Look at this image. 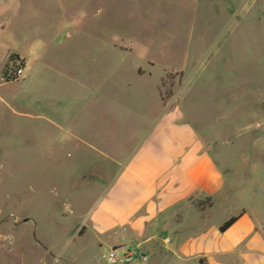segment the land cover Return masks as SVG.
<instances>
[{
	"label": "rangeland",
	"instance_id": "1",
	"mask_svg": "<svg viewBox=\"0 0 264 264\" xmlns=\"http://www.w3.org/2000/svg\"><path fill=\"white\" fill-rule=\"evenodd\" d=\"M16 9L0 12V264H124L108 254L126 233H103L94 218L132 196L121 174L137 151L147 160L164 137L186 133L223 184L217 197L192 200L201 217L188 203L176 209L202 235L244 216L254 233L221 264H245L248 239L263 258L264 0H24ZM153 234L154 243L171 237ZM148 246L146 262L128 264H173Z\"/></svg>",
	"mask_w": 264,
	"mask_h": 264
},
{
	"label": "crops",
	"instance_id": "2",
	"mask_svg": "<svg viewBox=\"0 0 264 264\" xmlns=\"http://www.w3.org/2000/svg\"><path fill=\"white\" fill-rule=\"evenodd\" d=\"M23 3L24 0H0V12L5 13L8 7L16 6L15 12L20 14ZM23 60L20 76L25 71V63L28 64V60ZM168 130L163 129L161 133L171 135L173 131ZM174 139L164 137L162 146L152 148L154 151L147 160L141 159L142 152L135 153L121 172L127 183L121 186L131 191L132 196L127 201H121L123 206L115 212L107 207L102 209L95 216L93 225L103 233H126L127 236L111 247L117 250L125 246L136 247L147 260L152 251L148 244L153 243L158 250L171 254L173 264H221L229 251L254 233V227L241 216L223 233L216 229L202 235L194 224L185 222L177 206L188 203L201 217L192 200L201 196L217 197L222 189L223 177L202 145L193 141L191 136L186 133L179 141L173 142ZM156 229H168L171 237L165 238L162 243H154ZM166 239L169 244L165 243ZM174 239L175 252L169 249ZM248 240V251L241 250L240 259L245 264H264V257L259 260L249 253L255 249L256 241Z\"/></svg>",
	"mask_w": 264,
	"mask_h": 264
},
{
	"label": "built area",
	"instance_id": "3",
	"mask_svg": "<svg viewBox=\"0 0 264 264\" xmlns=\"http://www.w3.org/2000/svg\"><path fill=\"white\" fill-rule=\"evenodd\" d=\"M23 69L22 68H18L16 70V74L17 76H20L22 74ZM169 240L166 239L165 243L169 244ZM120 250H111L108 254V259L110 261H118L120 260V262L124 263V264H128V263H132L134 260L138 259L141 262H144L147 260V258L139 252V250L136 247H132L131 249L127 250V251H122L121 255L118 256V252Z\"/></svg>",
	"mask_w": 264,
	"mask_h": 264
},
{
	"label": "trees",
	"instance_id": "4",
	"mask_svg": "<svg viewBox=\"0 0 264 264\" xmlns=\"http://www.w3.org/2000/svg\"><path fill=\"white\" fill-rule=\"evenodd\" d=\"M200 207L199 204L197 205V208ZM242 215H238L236 217H232L230 218L228 221H226L225 223H223L219 228V232L223 233L225 232L227 229H229Z\"/></svg>",
	"mask_w": 264,
	"mask_h": 264
},
{
	"label": "water",
	"instance_id": "5",
	"mask_svg": "<svg viewBox=\"0 0 264 264\" xmlns=\"http://www.w3.org/2000/svg\"><path fill=\"white\" fill-rule=\"evenodd\" d=\"M175 245H176V239L172 241V243L169 246V249L173 252H175Z\"/></svg>",
	"mask_w": 264,
	"mask_h": 264
}]
</instances>
